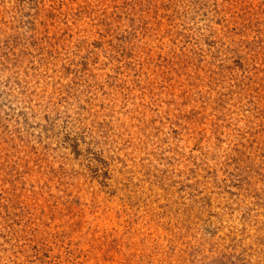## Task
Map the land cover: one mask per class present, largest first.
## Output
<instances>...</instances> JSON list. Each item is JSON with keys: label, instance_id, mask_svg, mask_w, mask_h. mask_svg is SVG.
Segmentation results:
<instances>
[{"label": "rangeland", "instance_id": "374dc122", "mask_svg": "<svg viewBox=\"0 0 264 264\" xmlns=\"http://www.w3.org/2000/svg\"><path fill=\"white\" fill-rule=\"evenodd\" d=\"M0 264H264V0H0Z\"/></svg>", "mask_w": 264, "mask_h": 264}]
</instances>
